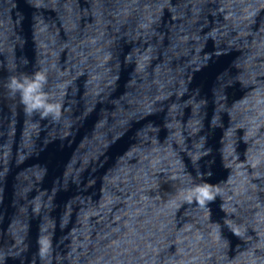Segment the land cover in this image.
<instances>
[{
  "label": "clouds",
  "instance_id": "9594fccd",
  "mask_svg": "<svg viewBox=\"0 0 264 264\" xmlns=\"http://www.w3.org/2000/svg\"><path fill=\"white\" fill-rule=\"evenodd\" d=\"M27 63V61H24ZM47 82L46 70L37 69L31 74L11 76L6 82L10 94L19 95L20 102L28 114L38 112L40 116L59 114V103L49 99V93L44 90ZM193 194L199 196L201 202L212 197V192L207 185L193 189Z\"/></svg>",
  "mask_w": 264,
  "mask_h": 264
}]
</instances>
